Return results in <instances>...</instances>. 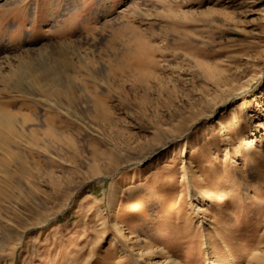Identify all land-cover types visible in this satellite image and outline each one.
Masks as SVG:
<instances>
[{
    "label": "rangeland",
    "instance_id": "obj_1",
    "mask_svg": "<svg viewBox=\"0 0 264 264\" xmlns=\"http://www.w3.org/2000/svg\"><path fill=\"white\" fill-rule=\"evenodd\" d=\"M0 113V264H264V0H0Z\"/></svg>",
    "mask_w": 264,
    "mask_h": 264
},
{
    "label": "bare ground",
    "instance_id": "obj_2",
    "mask_svg": "<svg viewBox=\"0 0 264 264\" xmlns=\"http://www.w3.org/2000/svg\"><path fill=\"white\" fill-rule=\"evenodd\" d=\"M10 115V114H9ZM6 118V119H5ZM7 119H9L8 117V114H3V113H0V121H3L5 122ZM8 123V122H7ZM12 123V122H11ZM11 125V124H10ZM12 126V125H11ZM11 128V127H8V129ZM0 132H1V129H0ZM12 135V134H11ZM20 136V135H19ZM255 143V139L254 138H251L249 140L246 141V147H249L251 145H253Z\"/></svg>",
    "mask_w": 264,
    "mask_h": 264
}]
</instances>
